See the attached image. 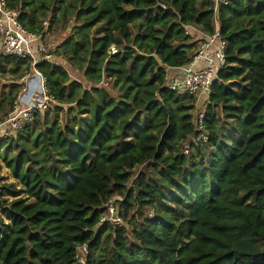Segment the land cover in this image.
<instances>
[{
    "label": "trees",
    "instance_id": "trees-1",
    "mask_svg": "<svg viewBox=\"0 0 264 264\" xmlns=\"http://www.w3.org/2000/svg\"><path fill=\"white\" fill-rule=\"evenodd\" d=\"M7 1L28 30L48 17L63 32L60 62L38 65L58 104L40 131L0 142L14 180L0 185V264H264V0ZM217 24L226 64L207 94L210 138L184 155L198 99L168 70L197 53L187 26ZM113 197L122 226L100 223Z\"/></svg>",
    "mask_w": 264,
    "mask_h": 264
},
{
    "label": "built area",
    "instance_id": "built-area-1",
    "mask_svg": "<svg viewBox=\"0 0 264 264\" xmlns=\"http://www.w3.org/2000/svg\"><path fill=\"white\" fill-rule=\"evenodd\" d=\"M230 0H214V7L218 9L227 5ZM166 8V5H162ZM21 12L11 8L7 0H0V48L6 56H15L29 60L31 71L21 79L22 90L10 107L6 117L0 121V142L15 138L20 131L31 125L38 113L51 109L58 104L57 99L50 93L47 79L38 69L41 62L58 63L55 53L56 41L49 40V22H43L44 29L41 33L28 30L20 20ZM187 33L198 30L194 26H187ZM206 35V34H205ZM226 43L221 39L217 27L213 35H207L197 50L194 59L187 65L178 67V72L173 79L168 80L170 87L182 94L197 97L198 111L196 112L195 124L197 133L182 145L184 155L192 152L193 145L207 143L210 135L205 125V110L207 94L210 92L218 72L226 64ZM113 52L115 51L112 48ZM200 61L203 66H198ZM117 198L113 197L105 205L100 223H110L114 226H122L123 219L118 212ZM86 251L84 247L82 249ZM83 262V257H79Z\"/></svg>",
    "mask_w": 264,
    "mask_h": 264
},
{
    "label": "rangeland",
    "instance_id": "rangeland-1",
    "mask_svg": "<svg viewBox=\"0 0 264 264\" xmlns=\"http://www.w3.org/2000/svg\"><path fill=\"white\" fill-rule=\"evenodd\" d=\"M44 20H47L49 22V24L51 22V21H49L48 17H45ZM62 32H63V30H60V28H53V30H48V37L46 38V40L47 41L54 40L58 44V42L61 40ZM1 55L2 54L0 52V56ZM60 60L61 59L58 58V61H60ZM0 64L2 65L0 67V109H2V110H0V116H1L2 113H4V111H6V110L9 111V109L4 110V107H3V105L6 104V102H7V99L5 96L12 95L14 93L15 89L13 88V85L15 83H18L19 85H21L20 90L17 92V96H18V94L21 92V90L23 88L21 79L24 75H26L30 71H28L24 74H22L20 71L16 73L13 70L14 69L13 63L8 62L7 60L1 61ZM2 95H4V97H2ZM54 106H56V105H54ZM64 107H67V105H64ZM202 110H205L204 105H202ZM46 111L41 112L39 114L40 119L35 118L34 122L31 124V129L33 130L34 133L40 131V129L42 128V123H43L42 114H44ZM54 117H55L54 113L50 112L49 117H48L49 123L53 120ZM57 117L60 121H63L65 118V113L59 112ZM9 144H10V147H12V145H13L12 142H10ZM2 151H3V149L0 148V153H2ZM12 181H14V180H13V177L11 175L10 170L7 169L3 164V168L0 172V185H3V183H5V182L8 183V182H12Z\"/></svg>",
    "mask_w": 264,
    "mask_h": 264
},
{
    "label": "crops",
    "instance_id": "crops-1",
    "mask_svg": "<svg viewBox=\"0 0 264 264\" xmlns=\"http://www.w3.org/2000/svg\"><path fill=\"white\" fill-rule=\"evenodd\" d=\"M217 27H218V24H217ZM191 35L195 36L197 39H201V41L199 42V45L205 41L207 39V35H205L203 32H201L200 30H191ZM199 48V46H198ZM197 48V50H198ZM0 52H1V48H0ZM60 62V61H58ZM204 65V62L203 61H200L198 63V66H203ZM169 72V79H173L174 76H176V73L178 72V68H174V69H170L168 70ZM8 109V108H7ZM7 111V110H6ZM5 111V112H6Z\"/></svg>",
    "mask_w": 264,
    "mask_h": 264
}]
</instances>
